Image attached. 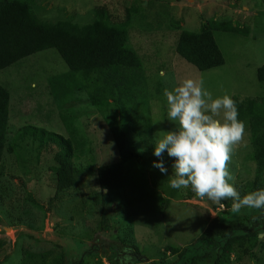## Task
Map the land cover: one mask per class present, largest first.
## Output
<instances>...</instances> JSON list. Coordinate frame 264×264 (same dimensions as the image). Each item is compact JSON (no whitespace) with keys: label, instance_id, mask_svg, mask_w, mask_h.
<instances>
[{"label":"rangeland","instance_id":"obj_1","mask_svg":"<svg viewBox=\"0 0 264 264\" xmlns=\"http://www.w3.org/2000/svg\"><path fill=\"white\" fill-rule=\"evenodd\" d=\"M44 1L50 9L48 17L63 9L77 15L75 20L79 21L91 19V9L98 2L109 6L115 20L124 18L127 7L139 11L142 24L132 25L131 42L147 67L138 106L151 121L155 140L157 133L163 135L174 127L166 118L163 89H171L184 78L202 80L213 97L228 94L231 98L264 99V82L257 78V69L264 63V0ZM173 18L179 22L177 28ZM213 22L217 23L213 34L225 64L199 70L175 51L174 42L181 29L198 31ZM68 70L56 51L47 49L0 73V82L11 97L8 143L26 124L67 133L62 117L69 115L80 136L89 142L86 146L93 148L91 154L77 161L82 170L76 186L55 196V178L49 168L52 162L46 155L39 157L36 145L25 141L21 164L6 145L0 162V264L26 263L27 253H32L30 264H54L63 255L65 264H111L108 255L117 264H135L143 259L147 263L161 258L171 261L175 256L164 254L166 246L195 241L211 218L226 212L228 217L243 220L247 208L231 213L232 206L225 207L221 201L197 198L190 189H171L166 174L152 167L158 158L133 129L131 138L142 154L134 168L140 185L102 190L95 168L88 167L117 161L118 151L103 113L90 103L86 93H77L76 101L59 105L61 94L56 96L50 81ZM114 111L126 124L133 126L137 121L133 111L129 115H122L119 108ZM243 125L242 141L227 162L235 187L252 180L256 169L251 133L247 124ZM163 159L167 174H171L172 158L165 153ZM147 200L155 201L153 208H144ZM104 219L110 225L107 230L102 229ZM260 236L264 238V233ZM256 252L257 258L246 255L241 260L233 253L226 264H264V247Z\"/></svg>","mask_w":264,"mask_h":264},{"label":"trees","instance_id":"obj_2","mask_svg":"<svg viewBox=\"0 0 264 264\" xmlns=\"http://www.w3.org/2000/svg\"><path fill=\"white\" fill-rule=\"evenodd\" d=\"M49 11L44 0H0V73L27 57L54 49L69 68L67 74L62 73L50 81L56 96L61 94L59 105L76 101L77 93H86L90 103L103 113L118 151L119 158L115 162L89 165L88 168H95L99 187L111 191L140 185L134 168L136 162L142 159V154L133 142L130 130L133 129L149 149H152L155 139L151 121L144 118L138 106L140 86L147 67L131 42L132 25L142 24L139 11L127 7L124 18L115 20L109 6L98 2L91 9V19L86 21L75 20L77 15L63 9L48 17ZM172 24L177 28L179 22L173 18ZM215 24H204L198 31L181 29L174 42L175 51L199 70L225 64V56L213 34ZM257 78L264 82V63L257 69ZM232 99L236 102L238 119L247 124L251 133L252 157L256 162L253 179L236 184L243 195L264 188V99L239 95ZM115 108L126 115L133 111L136 123L133 126L126 124L123 117L118 118L115 114ZM10 111V91L0 82V162L8 144V149L22 164V143L31 141L38 148L39 157L46 155L52 162L49 168L55 178V196L76 186L82 170L77 161L87 153L91 154L93 148L86 146L89 142L80 136L70 116L62 117L67 133L26 124L8 143ZM145 192L148 193L147 188ZM146 198L149 199V195ZM154 202L147 200L144 208H153ZM232 203L231 199L221 201L225 207H231ZM247 210L242 221L223 212L207 222L203 233L195 241L166 246L164 254L170 252L175 256L174 260L161 258L147 263L143 259L135 264H226L233 253L240 260L246 255L257 258L256 249L264 247V238L260 236L264 233V209ZM231 213L237 214L238 211ZM109 228L107 219H104L102 229ZM30 256L32 253L26 254L27 262L23 264H30ZM111 256L108 255L111 264H117ZM53 262L65 264L64 255Z\"/></svg>","mask_w":264,"mask_h":264},{"label":"clouds","instance_id":"obj_3","mask_svg":"<svg viewBox=\"0 0 264 264\" xmlns=\"http://www.w3.org/2000/svg\"><path fill=\"white\" fill-rule=\"evenodd\" d=\"M164 75L163 72L160 73ZM166 118L174 127L152 143V167L166 174L171 189H190L212 202L231 199L233 211L264 209V188L243 195L231 183L227 168L231 153L245 134L230 95L213 97L202 80L184 78L162 92ZM172 158L171 174L164 154Z\"/></svg>","mask_w":264,"mask_h":264}]
</instances>
